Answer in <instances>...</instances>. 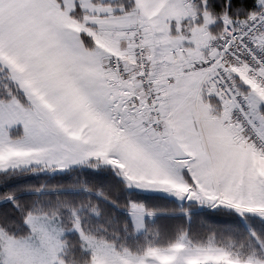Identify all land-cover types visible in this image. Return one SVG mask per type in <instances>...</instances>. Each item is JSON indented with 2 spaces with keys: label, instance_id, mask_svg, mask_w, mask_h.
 Returning <instances> with one entry per match:
<instances>
[{
  "label": "snow or ice",
  "instance_id": "snow-or-ice-1",
  "mask_svg": "<svg viewBox=\"0 0 264 264\" xmlns=\"http://www.w3.org/2000/svg\"><path fill=\"white\" fill-rule=\"evenodd\" d=\"M0 264H264V0H0Z\"/></svg>",
  "mask_w": 264,
  "mask_h": 264
},
{
  "label": "trees",
  "instance_id": "trees-1",
  "mask_svg": "<svg viewBox=\"0 0 264 264\" xmlns=\"http://www.w3.org/2000/svg\"><path fill=\"white\" fill-rule=\"evenodd\" d=\"M68 179H70V178H65L64 181H61L60 178H54V179H49L48 182H49V183H53V184H55V183H57V182H67ZM41 182H43V178H40V179H37V178H30V179L27 181V183H29V184H39V183H41ZM140 196H141V198H145V199L148 198V196H147L146 194H140ZM178 222H180V221L173 220V219H171V218H167V217H161L160 220L158 221L159 224H161V225H165V226H171V225H173V224H175V223H178ZM197 227H198V225H197V223L194 221V223H193V228H194V230H195Z\"/></svg>",
  "mask_w": 264,
  "mask_h": 264
}]
</instances>
